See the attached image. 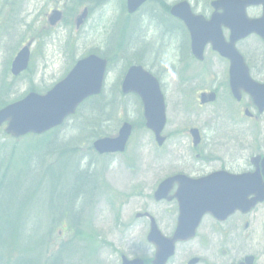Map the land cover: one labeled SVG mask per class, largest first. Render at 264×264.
Here are the masks:
<instances>
[{
    "label": "rangeland",
    "instance_id": "rangeland-1",
    "mask_svg": "<svg viewBox=\"0 0 264 264\" xmlns=\"http://www.w3.org/2000/svg\"><path fill=\"white\" fill-rule=\"evenodd\" d=\"M6 3L10 5V10L7 20L0 27V101H11L24 96L31 87L48 89L90 47L104 48L109 40V32L114 39L109 51L114 54L120 46L119 36L126 30L125 0H104L97 3V7L90 11L86 23L79 30L76 29L75 21L82 11L83 3L73 4L71 0H0V10ZM57 7L64 9L65 17L57 26L52 27L48 17ZM141 19L146 27V19ZM151 28L152 38L149 40L150 36H146V42L166 43L168 36L159 35L153 31L158 29ZM163 31L159 32L163 34ZM29 41H32L30 67L19 77H14L10 71L11 62L21 47ZM166 52L171 54L172 50ZM139 53H142L140 49ZM120 58L122 54L115 61L110 80L108 77L106 93L99 99L109 103V107L103 113H98L94 111L97 104L89 103L77 119L57 132L58 135L63 134L66 137H62L64 140L61 149L66 147L65 142L70 138H82L90 129H96L97 133L115 135L123 120L136 123L138 129L134 131L124 153L95 159L100 167L109 164V170L101 176L99 188H95L84 199L80 197L78 204H82L68 212L69 216L72 214L75 217L72 228L68 219L63 218V214L55 211L52 216L51 210L47 211L49 201L47 203L46 195L43 201L45 207H40L35 214V220L40 221L31 226L36 231L29 229L33 235L31 240L35 238L37 244L34 250L29 248L28 256L31 257L34 253L33 259L38 261L37 264H118L122 253L149 257L152 250L146 249L145 238L149 231V221L136 216L145 210L158 217L163 232L174 227L173 216L176 217L177 207L172 203L157 204L153 193L164 177L180 170L182 165L177 158L181 153L177 147L167 146L168 143L162 148L157 147L150 131L140 125V105L135 98L124 99L118 95L114 98L113 89L118 87V77L126 67ZM186 68L187 66L183 68L182 77L168 83L170 125L167 131L172 132L186 124H203L206 128L217 129L219 134L210 140L214 146L213 154L217 157L224 154L223 146L232 139L233 145L229 147L238 145V153L242 149L243 154L264 151V114L257 123L245 118L242 104L229 95L225 89L226 83L215 82L212 74L209 76L211 79H202L204 66L193 65L190 75L186 74ZM118 73L119 76L116 77ZM187 78L192 85L190 94L187 92ZM209 85L218 87L219 100L201 107L197 92ZM247 104L248 99L245 98L244 106H248ZM95 117H98V122L90 121ZM2 135L4 134L0 131V163H7L18 139ZM260 135L261 139L258 138ZM31 139L33 138L21 139L25 142H20L19 145L30 147L31 142L27 140ZM79 144L82 143L75 141L69 148H78ZM86 152L87 149H82L79 157L78 153L68 156L74 161L73 165L77 164V172L83 171L90 162ZM61 163L63 162L49 158L44 165L53 167L58 175L60 170L63 171L61 168L57 170ZM59 180L52 179V182L57 186ZM70 184L67 190L72 191L73 182ZM49 189H52L51 185ZM63 202V199L57 197L53 203L62 206ZM170 211L173 215L171 218L168 216ZM57 218L60 219L59 226L54 223ZM28 246L32 247L30 244Z\"/></svg>",
    "mask_w": 264,
    "mask_h": 264
},
{
    "label": "flooded vegetation",
    "instance_id": "flooded-vegetation-1",
    "mask_svg": "<svg viewBox=\"0 0 264 264\" xmlns=\"http://www.w3.org/2000/svg\"><path fill=\"white\" fill-rule=\"evenodd\" d=\"M173 1L176 4L183 0ZM187 1L190 4L192 12L201 15L203 20L207 22V30L212 28L220 30L226 46L231 41L232 32V28L226 25L227 20L232 22L237 29L245 31L247 27L246 22L242 21L243 14L250 21L260 19V24L258 27L253 28V30H260L264 34V4L262 0H249V3L244 6L243 0H221V4L219 3L220 5L217 9L220 19V21L218 20V25L209 22L216 9L213 5L215 0ZM154 4H157L160 9H163V14L165 15L164 17H157L158 23L155 24V28L158 30L156 31L159 35L164 34L170 36V39L166 40V43L155 42V46L158 49L153 59L150 55L144 58L141 55L145 54H139L141 58H144L141 64L160 80L164 91L167 94L169 92L166 78L172 76L181 77L184 63L187 65V75L191 74L193 63L204 66L205 73L201 76L202 78L211 79L209 76L212 74L215 82L220 81L219 83H226L225 89H228L230 82V59L215 51L211 41L205 45L204 59L199 60L195 58L193 54L192 35L185 21L171 16L169 12L170 4L165 3L163 0L154 2ZM168 21L171 27L163 26ZM161 30H164L163 34L159 32ZM262 36L256 32L250 33L246 37L237 39L234 45H232L233 48L229 51L230 55H234L235 49H237L244 55L251 76L259 83H264V38ZM135 45L128 44L127 49L129 47L135 49ZM228 47H231V44ZM169 49L174 52L166 55V51ZM166 60L168 63H166ZM177 60L178 64L172 65ZM218 90V87L209 85L204 91H215L219 94ZM245 98L248 99L249 103L246 107L254 110V112L252 111L250 119L258 122L262 115H257V107L253 99L247 94H243L241 104L245 105ZM192 127V125H186L182 129L174 132L165 131L167 141L172 143L170 146L177 147L181 153L177 158L182 165L179 172L188 173L194 177H200L217 170H228L229 172L239 174L254 172L257 176L255 178L257 186L251 192L254 195L257 191L264 193L263 151H256L257 154L250 155L243 154L242 149L238 153V145L232 148L229 146L233 144L229 142L223 146L222 152L224 154L218 157L214 156V146L211 145L210 140L217 137L219 134L218 130L211 127L201 128L199 126L202 136L201 143L197 147L191 146V149L184 150L186 140H183V137L188 139L191 137L189 131ZM257 155H261L262 157L253 160V157ZM202 167L204 168L201 169ZM107 170H109V165ZM254 195H250L249 199L252 200ZM169 202L176 203V201H162L159 203L166 204ZM168 216L169 218L173 216L171 211L168 213ZM173 218V229L165 232V235L168 237H171L174 233L177 213L176 217L173 216ZM158 222L160 224L159 220ZM145 238L147 239V236ZM146 246V249L151 248L152 250V255H150L149 259L141 255H134L133 257H142L146 264H152V259L158 247L150 243H147ZM165 264H264V201H257L250 211L237 210L221 219H217L211 214L205 215L195 237L189 240L177 241L174 254Z\"/></svg>",
    "mask_w": 264,
    "mask_h": 264
},
{
    "label": "water",
    "instance_id": "water-1",
    "mask_svg": "<svg viewBox=\"0 0 264 264\" xmlns=\"http://www.w3.org/2000/svg\"><path fill=\"white\" fill-rule=\"evenodd\" d=\"M135 4H140L144 0H131ZM131 11L134 8H130ZM174 13L183 18L194 36V47L196 54L201 57L203 46L209 38L207 32L216 35L218 30H202L187 11H182L180 5L176 7ZM86 16V12L81 15L80 22ZM61 17L59 11H55L51 18L52 23ZM248 27H256L255 24L246 23ZM238 30H233L237 32ZM259 31V30H257ZM214 47L222 49L223 45L212 37ZM29 47L26 46L18 54L13 63V73L18 74L28 65ZM242 60L233 57L232 62V88L234 93L240 98L241 84H245L248 92L255 94L257 103L262 111L264 109V85L255 83L250 76H244L237 80L239 76L246 72L240 66ZM106 61L96 55H91L80 60L69 75L58 83L47 94L30 93L24 99L12 103L0 110V126L8 123L6 131L16 137L29 132L43 133L62 124L65 118L75 113L77 106L85 98L101 92L105 75ZM238 76V77H239ZM146 73L141 67L131 69L124 82V91H136L144 101L146 107V117L148 126L157 133L158 140L163 143L164 138L160 137L166 122L164 97L157 91V86L151 80H139L146 78ZM242 83H241V82ZM257 92V93H256ZM203 96V102H205ZM215 95L210 96L214 100ZM131 125L125 124L120 135L116 138H102L95 142V147L100 152L123 151L131 133ZM196 141L199 137L195 133ZM178 182L179 188L173 196H168L169 190ZM252 175L235 176L224 171L215 172L209 176L199 179L180 174L163 181L155 193L157 200L162 198L177 197L180 204L179 223L172 239L164 236L159 230L154 218L149 233V240L158 245L156 264H165L168 256L173 252L174 243L177 239H187L195 234V230L205 213H212L216 217H223L224 214L235 211L238 208L244 209L252 205L248 196L252 193V187H256ZM142 214H139L141 216ZM170 245V249L168 248ZM141 260L126 261L124 264H142Z\"/></svg>",
    "mask_w": 264,
    "mask_h": 264
},
{
    "label": "trees",
    "instance_id": "trees-1",
    "mask_svg": "<svg viewBox=\"0 0 264 264\" xmlns=\"http://www.w3.org/2000/svg\"><path fill=\"white\" fill-rule=\"evenodd\" d=\"M82 1L84 0H72L73 4H81ZM134 48L140 49L145 55H150L152 59L158 49L154 42L149 44L145 41L137 42ZM98 98L100 97L95 99ZM98 101L94 100L98 111L104 112L107 108L106 103ZM58 131L59 129H56L40 137L31 136L33 143L30 147L20 146L19 143L25 141H18L12 153L22 151L15 161L9 158L7 163H0V264H36L28 256V250L22 242L27 236V230L30 229L29 220L33 218L32 213L37 212V206L42 199L44 201L48 191L50 196L47 198V203L50 201V204L47 209L51 210L53 216L56 211L65 217L70 212L69 209L73 211L75 206L80 204H78L80 197L84 199L93 189V176L88 171L80 173L75 171L71 178L66 179L67 185L62 186L60 192H58L59 188L55 190V186L49 190L51 179L62 177L60 173L57 175L52 167L44 165L48 158L41 155L45 157L54 153L60 155V149L66 137L63 134L58 135ZM46 149L51 150L45 154ZM33 152H37L38 155L33 157ZM70 182H73L72 191L67 190V187L71 186ZM60 183L56 187L62 185V180ZM57 197L63 199L62 206L53 203ZM41 206L42 204L39 208ZM59 220L58 218L54 220L57 226H59Z\"/></svg>",
    "mask_w": 264,
    "mask_h": 264
}]
</instances>
